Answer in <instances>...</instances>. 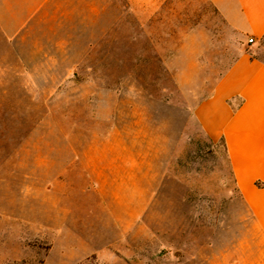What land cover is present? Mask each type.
<instances>
[{
	"label": "rangeland",
	"instance_id": "1",
	"mask_svg": "<svg viewBox=\"0 0 264 264\" xmlns=\"http://www.w3.org/2000/svg\"><path fill=\"white\" fill-rule=\"evenodd\" d=\"M90 17L78 53L0 36V264H264L194 117L245 38L209 0H96Z\"/></svg>",
	"mask_w": 264,
	"mask_h": 264
},
{
	"label": "crops",
	"instance_id": "2",
	"mask_svg": "<svg viewBox=\"0 0 264 264\" xmlns=\"http://www.w3.org/2000/svg\"><path fill=\"white\" fill-rule=\"evenodd\" d=\"M209 1L245 38L247 50L216 79L194 117L208 138L223 139L236 187L264 238V57L256 56L264 39V0ZM90 14L95 28L96 0H0V36L34 52L87 51L80 47L92 43Z\"/></svg>",
	"mask_w": 264,
	"mask_h": 264
},
{
	"label": "trees",
	"instance_id": "3",
	"mask_svg": "<svg viewBox=\"0 0 264 264\" xmlns=\"http://www.w3.org/2000/svg\"><path fill=\"white\" fill-rule=\"evenodd\" d=\"M219 141H220V144H221L222 147H223V151H224V154H225V157H226V160H227L228 166H229L230 176H231V178H232V184H233V186H234V191L238 194V196L240 197V199L243 201V198H242V196L240 195V193H239V191H238V189H237V187H236V183H235V180H234V177H233V174H232L231 168H230V164H229V162H228L227 151H226V147H225V145H224L223 139L220 138Z\"/></svg>",
	"mask_w": 264,
	"mask_h": 264
},
{
	"label": "bare ground",
	"instance_id": "4",
	"mask_svg": "<svg viewBox=\"0 0 264 264\" xmlns=\"http://www.w3.org/2000/svg\"><path fill=\"white\" fill-rule=\"evenodd\" d=\"M139 111V110H138ZM145 115V114H144ZM140 117V116H139ZM146 118V117H145ZM141 119V118H140ZM140 122V121H139ZM138 124V123H137ZM141 125V124H140ZM127 126V125H126ZM143 126V125H142ZM138 127V126H137ZM144 127H146V125L144 126ZM126 128H128V127H126ZM139 129H140V127H139ZM141 129H143V128H141ZM160 130H165V129H160ZM159 130V131H160ZM122 131H124V129L122 130ZM139 131V130H138ZM142 131V130H141ZM144 131V130H143ZM162 131V132H163ZM142 133V132H141ZM155 133H157V132H155ZM131 134V133H130ZM139 134H140V132H139ZM153 134V133H152ZM160 134H161V132H160ZM125 135V134H124ZM156 135V134H155ZM125 136H127V135H125ZM139 136V135H138ZM146 136H148V135H146ZM161 136V135H160ZM141 137H142V135H141ZM149 137V136H148ZM163 137V136H162ZM127 138V137H126ZM136 138V137H135ZM140 138V137H139ZM143 138V137H142ZM159 137H157V139H158ZM125 139V138H124ZM129 139V138H128ZM132 139V138H131ZM145 139V138H144ZM163 139V138H162ZM137 140H138V138H137ZM161 140V139H160ZM159 140V141H160ZM153 141V140H152ZM157 141V140H156ZM126 142V141H125ZM140 141H138V143H139ZM147 142V141H146ZM143 143L145 144V142L143 141ZM148 143H150V142H148ZM133 145H134V143H132ZM140 144H142V143H140ZM151 144V143H150ZM156 144V143H155ZM165 144V143H164ZM149 145V144H148ZM152 145H153V143H152ZM132 146V145H131ZM144 146V145H143ZM155 146V145H154ZM157 146V145H156ZM132 148H133V146H132ZM142 148V147H141ZM144 148V147H143ZM152 149V148H151ZM140 150V149H139ZM144 150V149H143ZM145 150H147L146 148H145ZM135 151V150H134ZM137 151V150H136ZM153 151V150H152ZM161 151H162V149H161ZM138 152H140V151H138ZM142 153V152H141ZM152 153V152H151ZM154 153V152H153ZM134 154H135V152H134ZM143 155V154H142ZM154 156V155H153ZM160 156V155H159ZM152 157V156H151ZM151 157H149V158H151ZM147 158V157H146ZM152 159V158H151ZM148 161H149V159H147ZM146 163V162H145ZM140 166V165H139ZM146 167V166H145ZM141 168V167H140ZM142 173V172H141ZM149 173V172H148ZM147 176H148V174H147ZM146 176V177H147ZM145 179H148V178H145ZM149 180H150V178H149ZM147 181V180H146ZM151 182V181H150Z\"/></svg>",
	"mask_w": 264,
	"mask_h": 264
},
{
	"label": "built area",
	"instance_id": "5",
	"mask_svg": "<svg viewBox=\"0 0 264 264\" xmlns=\"http://www.w3.org/2000/svg\"><path fill=\"white\" fill-rule=\"evenodd\" d=\"M248 43H250V44H251V43H252V39H249V40H248Z\"/></svg>",
	"mask_w": 264,
	"mask_h": 264
}]
</instances>
